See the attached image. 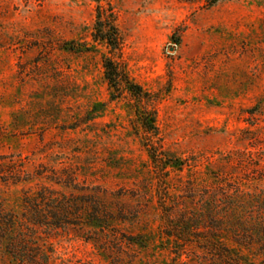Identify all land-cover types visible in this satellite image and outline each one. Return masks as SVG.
Masks as SVG:
<instances>
[{
    "label": "rangeland",
    "instance_id": "obj_1",
    "mask_svg": "<svg viewBox=\"0 0 264 264\" xmlns=\"http://www.w3.org/2000/svg\"><path fill=\"white\" fill-rule=\"evenodd\" d=\"M99 3L115 59L150 95L160 151L183 169L154 165L131 97H111L96 0H0V264H226L162 223L214 203L244 221L218 246L230 264H264L246 232L264 216V0ZM94 207L104 228L90 226Z\"/></svg>",
    "mask_w": 264,
    "mask_h": 264
},
{
    "label": "trees",
    "instance_id": "obj_2",
    "mask_svg": "<svg viewBox=\"0 0 264 264\" xmlns=\"http://www.w3.org/2000/svg\"><path fill=\"white\" fill-rule=\"evenodd\" d=\"M96 2V20L93 27V39L95 42L104 45L107 49V52L101 54V64L111 97L113 98L114 92L118 90L125 91L129 97H131L133 101L131 103L132 113L139 127L145 133L142 144L146 149L150 161L157 167H160L161 170L169 168L171 170L181 171L184 166L183 160L164 151H160L155 113L146 105V102L150 100L149 93L139 84L135 83L127 75L120 62L115 59L117 51L119 50L120 35L114 23L115 18L112 10L103 9L99 0H96ZM61 48L66 51L79 52L83 50L81 49L83 48L81 45H75L73 41L64 42ZM103 109L104 103H94L88 110L87 115L89 118H93L96 114L102 112ZM225 197L227 198V196ZM213 205L208 204V207L199 214L191 215L181 213L174 216L171 210L166 209L162 211V223L168 230L166 238L184 244H197L201 246V248L213 251L223 263H234L237 257L236 253L233 251L234 249L218 246H220L223 241H229L228 237L234 234L233 231L237 232V226L243 227L244 221L238 219L237 214L239 209L235 203H224L222 206L218 204H216V206ZM225 206L226 210L224 209L223 211L222 207ZM93 211V214L88 217L91 222L90 226L94 228H104V225H102L103 218L99 217L101 216L99 210L94 207ZM102 212L103 210L101 213ZM228 216L231 217L229 218ZM52 219H57L56 215L52 216ZM41 223L40 221V224ZM57 224L58 223H54V226L58 227ZM9 231L10 230L8 228L6 229V227L4 229L0 228V238L6 241ZM214 232L217 234H214ZM246 232L251 234L247 236L250 237L249 239L256 240L255 243L259 245H264V216L258 220V223L254 222L253 227ZM139 238H141V236L134 237V241H132L133 244L144 246V241H137ZM5 244H7V241Z\"/></svg>",
    "mask_w": 264,
    "mask_h": 264
}]
</instances>
